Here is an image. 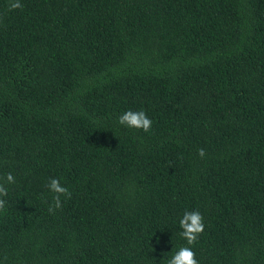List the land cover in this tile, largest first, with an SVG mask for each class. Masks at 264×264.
<instances>
[{
  "label": "trees",
  "instance_id": "trees-1",
  "mask_svg": "<svg viewBox=\"0 0 264 264\" xmlns=\"http://www.w3.org/2000/svg\"><path fill=\"white\" fill-rule=\"evenodd\" d=\"M19 2L0 0V264H165L196 210L198 264H264V0ZM52 178L71 199L49 213Z\"/></svg>",
  "mask_w": 264,
  "mask_h": 264
},
{
  "label": "clouds",
  "instance_id": "clouds-1",
  "mask_svg": "<svg viewBox=\"0 0 264 264\" xmlns=\"http://www.w3.org/2000/svg\"><path fill=\"white\" fill-rule=\"evenodd\" d=\"M19 0H9V10L21 8ZM120 125L130 128L139 129L144 132H148L152 127V120L147 116L145 111H133L131 109L125 111L118 117ZM198 155L203 158L206 153L203 149L198 150ZM15 183V178L11 173L5 174L0 177V197H5L8 194V189L5 184ZM48 189L54 195L52 197V204L49 205V213H54L57 209L62 207L61 196L66 199H71V192L68 188L61 185L60 181L56 178L50 179ZM6 207V201L0 199V211H3ZM179 227L181 229L179 235L185 240L186 245H181L175 250L172 255L165 261V264H198L195 251L190 247L194 245L198 237L204 232V217L200 211H185L182 218L179 221Z\"/></svg>",
  "mask_w": 264,
  "mask_h": 264
}]
</instances>
